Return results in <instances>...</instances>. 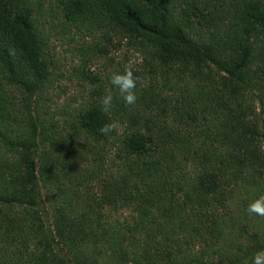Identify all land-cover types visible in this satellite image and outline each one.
Instances as JSON below:
<instances>
[{"label":"trees","instance_id":"16d2710c","mask_svg":"<svg viewBox=\"0 0 264 264\" xmlns=\"http://www.w3.org/2000/svg\"><path fill=\"white\" fill-rule=\"evenodd\" d=\"M54 32L95 82L72 106L41 97ZM114 37L141 62L86 70ZM261 196L264 0H0V264H253Z\"/></svg>","mask_w":264,"mask_h":264},{"label":"rangeland","instance_id":"374dc122","mask_svg":"<svg viewBox=\"0 0 264 264\" xmlns=\"http://www.w3.org/2000/svg\"><path fill=\"white\" fill-rule=\"evenodd\" d=\"M44 20L41 19V22ZM52 34V33H51ZM59 35L54 34L50 37L49 43L51 47L55 49L56 55V73L54 78L50 81L48 85L42 90L41 97H52L57 101L59 107L62 104L69 103L71 106L74 105L76 102L81 103L82 101L86 100L89 96L90 91L95 86V82L91 83L88 79H84L81 77L78 67L81 68L80 64H83L86 58L80 57L79 51L72 50L73 47H78L76 43L69 42L66 40H59ZM94 38L86 37L84 38L87 42H93L96 37L97 33L93 34ZM64 39V38H63ZM118 38H113L109 42L102 41L101 48L106 47V51H96L95 56L92 57L90 61L85 62V69L89 72H93L95 75H107L111 71H113L114 66H117L119 63L122 65L121 67L132 66L134 64L141 62V56L138 52L128 49L127 47H122V43ZM82 62V63H81ZM51 100H44L47 105L53 103ZM45 105L41 103L40 106ZM53 106V105H52ZM235 206V203L232 204ZM131 213L130 208L126 207H116L110 208L111 217H117L120 215L121 218L129 216ZM235 213H233L234 215ZM257 216L255 214H248V218ZM238 224H244L243 219H239V217L235 220ZM198 248V245L196 246ZM102 262H104V257L102 258Z\"/></svg>","mask_w":264,"mask_h":264},{"label":"clouds","instance_id":"9594fccd","mask_svg":"<svg viewBox=\"0 0 264 264\" xmlns=\"http://www.w3.org/2000/svg\"><path fill=\"white\" fill-rule=\"evenodd\" d=\"M137 81L131 70L126 69L124 72H116L111 74L109 78V85L111 89L119 94V98L125 105H134L137 101L136 96ZM114 96L106 94L100 99V106L103 112L108 113L112 109ZM115 125L108 124L100 129L102 135H107L113 131ZM249 214L264 216V196L253 200L247 208ZM253 264H264V251L257 253L253 258Z\"/></svg>","mask_w":264,"mask_h":264}]
</instances>
